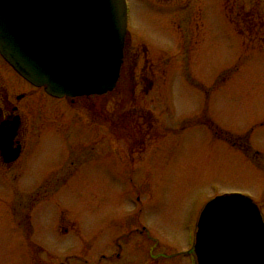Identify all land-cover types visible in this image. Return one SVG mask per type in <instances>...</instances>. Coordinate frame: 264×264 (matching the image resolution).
Returning <instances> with one entry per match:
<instances>
[{"label":"rangeland","instance_id":"rangeland-1","mask_svg":"<svg viewBox=\"0 0 264 264\" xmlns=\"http://www.w3.org/2000/svg\"><path fill=\"white\" fill-rule=\"evenodd\" d=\"M127 6L114 89L24 85L25 206L3 204L0 264H192L177 252L207 201L264 199V0Z\"/></svg>","mask_w":264,"mask_h":264},{"label":"water","instance_id":"water-1","mask_svg":"<svg viewBox=\"0 0 264 264\" xmlns=\"http://www.w3.org/2000/svg\"><path fill=\"white\" fill-rule=\"evenodd\" d=\"M126 34V0H0V54L55 97L112 90ZM193 252L197 264H264L257 205L238 192L207 201L197 217Z\"/></svg>","mask_w":264,"mask_h":264},{"label":"flooded vegetation","instance_id":"flooded-vegetation-1","mask_svg":"<svg viewBox=\"0 0 264 264\" xmlns=\"http://www.w3.org/2000/svg\"><path fill=\"white\" fill-rule=\"evenodd\" d=\"M24 85H28L32 88H42L44 93L51 98H57L48 94L43 87H38L27 80H25L20 74H18L12 66L1 56L0 54V207L1 215L5 217L6 220H12V218L7 217L4 212H2L4 202L13 203L11 199V193L17 191L16 205L11 206L12 210L9 213L15 212L16 217L21 218L24 213L25 199L23 196L24 189V174L23 172H18L14 175L11 170L15 164H19L21 170L23 171L24 165V153H25V141H24V98L26 97L25 91L23 90ZM100 95V94H99ZM88 95H80L75 97H82ZM75 97H61L70 98L72 101ZM16 153V154H15ZM36 152L32 153L35 154ZM15 154L12 160H8V157ZM31 156V157H32ZM30 157V158H31ZM264 169V168H263ZM50 184V186H53ZM54 188V187H53ZM35 200H32L31 204L34 205ZM10 204V205H11ZM263 220H264V199L256 202ZM139 220H137L138 222ZM140 221L138 222V224ZM18 230L22 231V222H17ZM141 229L144 230V226L139 224ZM134 230L137 228H133ZM135 230V231H136ZM66 231V229H65ZM130 233V232H128ZM128 233L124 236H127ZM115 244L117 246L116 256L120 255V251L123 247L122 241H120V236L116 238ZM187 251L177 252L178 255L186 254L189 255L192 264H195L192 250L190 247L186 249ZM105 257V254H100V260ZM63 264V263H61ZM66 264H69L68 262ZM99 264V263H97Z\"/></svg>","mask_w":264,"mask_h":264}]
</instances>
